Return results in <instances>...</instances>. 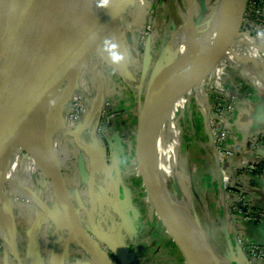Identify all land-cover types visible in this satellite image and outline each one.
<instances>
[{"label": "rangeland", "instance_id": "374dc122", "mask_svg": "<svg viewBox=\"0 0 264 264\" xmlns=\"http://www.w3.org/2000/svg\"><path fill=\"white\" fill-rule=\"evenodd\" d=\"M216 2L217 0H190L191 25L199 26L203 18L214 9ZM188 9L185 0H135V3L123 15L121 22L111 28L113 34L116 32L120 34L117 41L111 37L108 38L114 41L117 47L109 51L105 46L106 37L79 68L80 70L83 67L85 72L80 76L79 84L71 85L70 91L61 98L59 111L61 118L65 117L66 121L76 128L84 122H89L81 137L84 145L89 143L92 147L89 151L92 157L86 159L92 164L90 166L87 164L86 168L89 167V171L86 169L81 174L76 167V159L73 154L76 150L72 141V135L76 129L70 138L57 134L46 137L47 141H53L57 145L61 144L65 152L70 155L63 160L62 165H65L68 170L70 169L71 182L69 183L77 185L79 190L81 179H90V177L91 185L95 184L98 188L106 190L103 171L110 170L111 164L112 167L120 169L122 178L128 184L130 183L133 207H137L136 210H140V214H143V224L146 223V215L150 220H154L158 224L161 223L136 169L134 150L137 115L148 87L160 78L162 70L175 62L181 53L178 47L181 45L182 32L188 23L186 18ZM244 10L246 15H243L237 33L213 67L218 70L217 65H221L220 74H214V69H212L204 74L199 81H195L196 79L193 78L190 88L182 94L188 97L182 111L180 108L182 107L180 99L182 95L178 98V108L172 115L169 138L162 150L164 154L163 161H161L162 174L159 170L162 183L166 188L165 191L170 190V195L178 202L180 215L186 223L200 231L204 246L221 264H264L262 256L255 253V247L258 248L260 245L243 237L241 230L237 227L229 228V230L234 231L235 244L242 250L241 257L235 253L233 258L223 249L218 242L222 238V234L217 214L210 213L203 205L205 196L201 191H203L204 184H201L199 180V175H203L209 166L215 164V178H219L220 182V177L226 175L232 181L229 189H225V193L228 194L225 201L229 205L225 206V211L223 210L225 215L228 214L232 217L228 220L223 219L224 225L239 219L251 220L247 218L246 207L250 211L259 210L247 205V200L245 201L242 197L241 188L243 173L249 174L252 179L256 177L259 178L258 180H264V174L259 177L261 172L252 173L245 169L251 164L257 165L258 168L259 163H254L258 157L261 160V166H263L264 144L251 148L250 142L254 141L252 137L262 136L264 143V133L251 134L243 141V136H238L233 131L237 126L228 123V120L231 122L232 114L220 116V113L215 111H208V116L204 117L200 114L201 107H203L201 102H206L209 108H211L210 106L214 108L215 101L218 99L217 92L224 84L225 79H228L227 87L231 91V97H225L226 103H234L236 109L245 99H251V90L248 88L257 82L261 73L260 65H264V0H246ZM235 11L223 23L221 31L224 30ZM218 34L211 40L218 38ZM200 36V32L194 35L193 46ZM250 48L257 51L260 61H257V57L249 53ZM146 50L148 63L145 73H143L142 65ZM113 51L122 53L124 59L113 63L111 60ZM211 52L212 50L189 61L185 68L200 64ZM195 53L193 51L192 54ZM229 79H232V82ZM69 81L65 82L61 88L69 84ZM243 81L245 85L242 84ZM199 84L201 87H197ZM182 88L183 86L179 87V90ZM215 113L218 114V119L213 117ZM223 117L227 121H224ZM223 134L225 135L223 136ZM104 144L106 149L108 144L121 145L123 151L119 163H112L108 152L104 153ZM93 146L95 147L93 148ZM28 154L27 152L26 155ZM249 156L257 157L255 160H249ZM237 157L238 159L233 163ZM247 160L249 161L247 162ZM71 168L73 169L71 170ZM40 174L41 171L36 169L34 175ZM207 182L204 181V183ZM3 187L10 189V184L6 182ZM112 189L115 188L112 187ZM80 192L85 195L84 189ZM1 203L3 208H7L1 211L2 214L10 211L12 215V217L9 216L10 224L7 222V228H13L18 235L14 237L17 249L15 254L21 257L23 250L21 236L30 232L28 230L30 229L28 228L29 218L27 219L29 214L26 215V212L29 213L31 201L28 200L27 194H17L12 190ZM97 207L92 210L91 217L96 218L99 214L101 218H105V215H101ZM79 212L83 222L90 226L89 218L91 217H88L89 214L83 213V210H79ZM249 214H252L251 218L254 216L252 212ZM39 217L43 218L42 215ZM139 219L135 222L136 226L141 225ZM39 226L43 231L42 240H45V244L42 242L43 250L41 249L42 263L44 264L47 262L45 256L48 252L45 249L48 248L49 239L55 236L56 232L54 231H57V228H47L48 223L45 221L41 222ZM149 229L150 226L146 231ZM157 236H160L159 241L161 242V240L169 238L170 235L168 236L162 229ZM2 243L0 240L1 254ZM173 245L177 246L175 242ZM173 245L172 248H174ZM178 250H176V254ZM180 257L182 258L181 255Z\"/></svg>", "mask_w": 264, "mask_h": 264}, {"label": "water", "instance_id": "95a60500", "mask_svg": "<svg viewBox=\"0 0 264 264\" xmlns=\"http://www.w3.org/2000/svg\"><path fill=\"white\" fill-rule=\"evenodd\" d=\"M232 1L237 3L239 0ZM245 1L241 0L230 32L219 48L201 68L178 81L183 83V88L172 98L177 100L190 88L193 78L199 81L215 67L237 33ZM133 2L134 0H107L105 4L103 0H3L0 3V171L45 104L77 73L90 53L111 33L112 26L121 21ZM147 57L146 50L143 73L147 68ZM31 65V71L23 77L24 71ZM155 83L148 87L137 115L134 150L137 172L158 219L182 253L186 264H189V260H193L195 264H211L209 259L221 264L207 249L208 256L202 254L181 224L183 219L176 206L161 193L149 165L146 154L145 114ZM168 98L169 96L162 105L167 103ZM88 123L80 124L72 135L73 143L82 153L86 151V147L81 137ZM107 147L109 151L115 149L113 144H108ZM40 151L41 153L35 150L37 159L49 169L68 224L93 264L116 263L102 250V244L114 254L120 264H127L123 255L127 248L123 240L106 232H89L72 200L61 164L55 156ZM170 198L173 199L171 195ZM105 200L121 217L118 200L107 195ZM32 264H36L35 257Z\"/></svg>", "mask_w": 264, "mask_h": 264}, {"label": "crops", "instance_id": "0c3cea01", "mask_svg": "<svg viewBox=\"0 0 264 264\" xmlns=\"http://www.w3.org/2000/svg\"><path fill=\"white\" fill-rule=\"evenodd\" d=\"M134 3L135 0L133 4ZM119 35L120 34H117V32L113 34L112 31L107 36V39L111 37L114 41H117ZM254 56L258 59V56ZM257 61L260 60L258 59ZM32 65L28 66L24 71L23 77L29 74ZM197 66L198 65L187 68L186 70L193 69ZM260 68L261 73L258 76L257 82H254L255 84L251 87L248 85V89L251 90V99H245L232 113L231 122L228 120L230 125L237 126L233 131L238 136L242 135L243 141L251 134L264 133V65H260ZM213 69V73L219 75L218 70L216 68ZM84 72V68L82 67L69 81V84L64 86L63 89H60L55 96L45 104L31 128L25 133L22 139L19 140L8 161L0 171V240L3 242L1 249L2 254L0 253V264H32L33 257L36 258V264H43L41 249L43 244H45V240H42L41 235L43 231L39 226L43 221L48 223L47 228L55 227L58 231H54L56 232L55 236L49 239L48 248L45 249L48 251L45 256L47 262L44 264H93L89 255L84 248L81 247L80 242L68 224L66 213L57 195L54 180L51 179L49 169L42 165L41 161L37 159V152H35V150H38L39 153H41L40 150H43L46 154L55 156L61 165L63 160L70 156L65 152L61 144L57 145L53 141H47L46 137L57 134L58 136H67L70 138V135L76 129V126H71L70 123L66 121L65 117L61 118L59 107L61 98L70 91L71 85L75 83L79 84L80 76ZM182 84L183 83L180 84V88L183 86ZM242 84L245 85L244 83ZM200 85L201 84L197 87H201ZM180 99L182 100V107H180L182 111L187 103L188 97L182 95ZM202 103L204 105L201 104L203 107H201L200 114L204 117L208 114V111H206V103ZM223 120L227 121L225 117H223ZM85 145L86 151L82 153L74 144L76 152L73 153L75 155L73 156L76 159V167L80 170L81 174L82 171L86 169L88 171L90 170L89 167L86 168L87 164L89 166L92 165L86 160L92 157L89 152L92 147L89 143ZM113 146L116 150L112 148V150L109 151L108 147L106 149L104 144V152H108V157L111 159L112 163H119L118 161L120 156H122L123 148L120 144H114ZM94 147L95 146H93V148ZM27 152L29 153L28 155H26ZM236 159H238V157L234 159L233 163H235ZM61 167L67 180L72 200L78 210H83V213H88V217H91L92 210H95V207L98 206L97 209L100 211V214L105 215V218H101L99 214L96 218H89L90 226L84 223L89 232L97 234L106 232L119 236L127 248V251L123 253L127 264H186L182 253L178 250L177 246L173 245L174 241L170 238L160 220L161 224H158L154 222V220H150L146 215V223H142L143 214H140V210H136L137 207H133L130 183L128 184L125 179L122 178L120 169H116L115 166L112 167L111 164L109 166L110 170L103 171L105 175L104 181L106 182L105 187L108 191H106L107 189L103 190L102 188L100 189V187L98 188L95 184L91 185V177L90 179H81L80 190H85V195H82L77 185L69 183L71 182L70 169L68 170L65 165ZM36 169L41 171L40 175H34ZM72 169L73 168H71V170ZM199 180L201 184H204L203 191H201L205 196L203 205L210 213L217 214V221L219 222L222 234V238L219 239L218 242L229 256L234 258L235 253L240 257L242 255V250L235 244L233 237L234 231L229 230V228L237 227L241 230L243 237L262 246L264 244V222L258 220L244 221L239 219L235 222H228V225L222 223L223 219L228 220L231 219L232 216L224 214L225 206L229 205L225 201L228 194L222 191L219 178H215V164H212L211 167L209 166V169L204 171L203 175H199ZM204 181L209 182L204 183ZM6 182L10 184V189L3 187ZM242 182V197L245 201L247 200V205L253 209L264 210V180H254L249 174L243 173ZM231 183L232 181H230V185ZM112 187L115 189L111 190ZM12 190L17 194H27L28 200L31 201L29 213L26 212V215L29 214L27 219L29 218L28 228L30 229L28 230L30 232L21 236V248L23 247L21 257L15 254L17 253V249L14 237L18 235L13 228H7V222L9 223L10 221L9 216L11 213L10 211H6V214L3 215L1 212L6 208H3L1 202L9 196ZM106 195L118 200L122 211L121 217L118 216L113 211L110 204L107 203L105 200ZM39 215H42L43 221ZM97 218L98 220H96ZM181 218L183 219L182 216ZM137 219H139L141 225L139 224L136 226L135 222ZM4 226H6V229H4ZM134 226L135 228L133 229ZM148 226H150V229L147 230V232L146 229ZM162 229H164L169 238H165L160 242V236H157V234L160 233ZM150 241L151 243L149 244ZM172 245L174 248H172ZM176 250H178L177 254ZM117 261L115 264L120 263L119 261L117 263Z\"/></svg>", "mask_w": 264, "mask_h": 264}, {"label": "bare ground", "instance_id": "6f19581e", "mask_svg": "<svg viewBox=\"0 0 264 264\" xmlns=\"http://www.w3.org/2000/svg\"><path fill=\"white\" fill-rule=\"evenodd\" d=\"M2 1L3 0H0V3ZM185 1L187 7L189 8L186 17L188 23L184 28L182 35L180 37L181 45L178 47V50L179 51L181 50V53H179V56L177 57L178 59L175 62H173L170 66L166 67L165 70H162L160 78L156 81L155 85L152 88V93L149 98L148 108L145 114L147 159L153 171V174L157 180L158 187L161 193L174 206H176L178 210V214L180 213L178 208V202L176 201V199L171 200L169 191H165L166 188L164 183H162L161 175L159 173L160 170L162 174L161 161H163V157H164L162 150L167 142V139L169 138V132L171 128L170 126L172 124V115L174 114V111H176V109L178 108V99L176 100L172 98V96H174L175 93L179 91V87L181 83H178V81L181 78L187 76L189 73H192L193 71H196L197 69L201 68L207 62L210 56L219 48L222 42L225 40L228 33L230 32V29L236 18L237 12L240 8L239 3H241L240 2L241 0H239L237 3L232 0H217L214 9L203 18L199 26L198 25L193 26L191 25L192 11L189 7L190 0H185ZM238 4L239 6L236 9ZM233 11H235L234 14L232 15L228 24L225 26L224 30L221 31L220 29L222 28L223 23L230 17ZM198 32L201 33V36L199 38L200 40L198 39L196 44L193 46L192 40L194 38V35L197 34ZM217 34H218V38H216L215 40H211L215 38ZM211 50L212 52L210 53V55L203 62L198 64L197 67L190 70H186L185 67L189 61L199 58L203 54H206ZM193 51L196 53L192 54ZM249 53L258 56L257 51L254 48L253 49L250 48ZM217 68L220 74V70L222 69V66L217 65ZM63 88L64 87H62L61 89ZM168 96L170 99L168 98L167 103L165 105H162ZM182 222L181 224L185 227L190 237L196 242L202 254H204L207 257L208 252L206 248H204L200 231L194 228V226L193 227L190 226L185 221L183 223ZM209 262L211 264H216L214 261L210 259ZM195 263L196 262H194L193 260H189V264H195Z\"/></svg>", "mask_w": 264, "mask_h": 264}, {"label": "built area", "instance_id": "2783aa9c", "mask_svg": "<svg viewBox=\"0 0 264 264\" xmlns=\"http://www.w3.org/2000/svg\"><path fill=\"white\" fill-rule=\"evenodd\" d=\"M243 15L245 16L246 15V13H245V10H244V13H243ZM242 80H244L243 78H242ZM229 81H231L232 82V79H229ZM235 81V80H234ZM242 83H244L245 84V82L243 81ZM227 84H228V79H225L224 80V84L219 88L220 90L217 92V97H218V99L215 101V105H214V108H213V106H210L211 108H209L208 107V105L206 104V108L208 109L207 111H215V112H219L220 113V116H224V115H226L227 116V114H232L233 112H234V110H235V106H234V103H226L225 102V99L227 98V97H231L230 96V89H229V87H227ZM232 86V85H231ZM226 97V98H225ZM204 103H206V102H204ZM201 104H203L202 102H201ZM204 105V104H203ZM210 109V110H209ZM212 109V110H211ZM207 116H208V114H207ZM213 117H215L216 119H218V114H216L215 113V115H213ZM229 119V118H228ZM206 120H208V119H206ZM221 133H223V132H221ZM225 134H223V136H224ZM252 138H254L253 140V142L251 143L250 142V147L251 148H253V147H255V146H262L264 143H263V137L261 136V137H259V136H257L256 138L255 137H252ZM124 141H126V140H124ZM250 158H249V160L250 159H256V157L257 156H255V157H251V156H249ZM245 160V159H244ZM244 160H242V161H244ZM249 160H247V162L249 161ZM246 162V163H247ZM259 163L260 164V166H259V164H258V168H257V165H253V164H251V165H249V166H247V168H245L248 172H252V173H256V171H259V172H261L260 174H259V177H260V175L261 174H264V161L262 162V165L263 166H261V160L259 159V157L257 158V160H255L254 161V163ZM242 166V165H241ZM240 166V167H241ZM137 169V168H136ZM256 178V177H255ZM259 179V178H258ZM220 183H221V189H222V191L223 192H225L226 190L225 189H229V187H230V179H229V177H227L226 175H222V177H220ZM246 211H247V213L249 214L250 212H252L253 213V217L251 218V216H252V214L250 215H248L247 214V218H250L251 220H258V221H262V220H264V210H262V209H259V210H256V211H250L249 209H248V207H246ZM245 212V211H244ZM101 248H102V250L103 251H105V253H107L110 257H111V259L113 260V261H117V258L114 256V254L113 253H111L110 252V250L105 246V245H101ZM255 250H256V252L255 253H257V254H259V255H261L262 257V259H264V245H262V246H259L258 248L257 247H255Z\"/></svg>", "mask_w": 264, "mask_h": 264}, {"label": "clouds", "instance_id": "9594fccd", "mask_svg": "<svg viewBox=\"0 0 264 264\" xmlns=\"http://www.w3.org/2000/svg\"><path fill=\"white\" fill-rule=\"evenodd\" d=\"M103 2L106 4L107 0H103ZM105 46L108 48L109 51H111L112 49L117 47V45L114 41L108 40V39L105 40ZM123 59H124V56L122 53H116L114 51L112 52L111 60L113 63H118Z\"/></svg>", "mask_w": 264, "mask_h": 264}]
</instances>
